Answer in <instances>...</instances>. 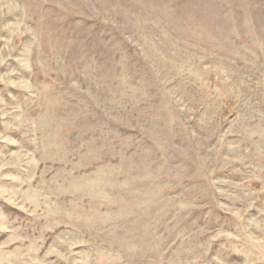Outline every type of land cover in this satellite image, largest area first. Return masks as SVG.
<instances>
[{
  "label": "rangeland",
  "instance_id": "rangeland-1",
  "mask_svg": "<svg viewBox=\"0 0 264 264\" xmlns=\"http://www.w3.org/2000/svg\"><path fill=\"white\" fill-rule=\"evenodd\" d=\"M0 264H264V0H0Z\"/></svg>",
  "mask_w": 264,
  "mask_h": 264
}]
</instances>
